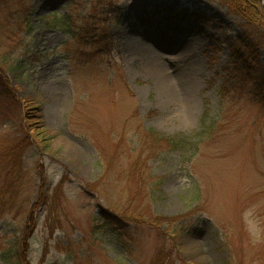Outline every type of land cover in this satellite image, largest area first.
Segmentation results:
<instances>
[{"label":"rangeland","instance_id":"374dc122","mask_svg":"<svg viewBox=\"0 0 264 264\" xmlns=\"http://www.w3.org/2000/svg\"><path fill=\"white\" fill-rule=\"evenodd\" d=\"M227 1L0 0V44L23 62L6 68L21 108L0 96V143L28 145L0 264H264V88L238 82L231 53L255 34L264 66V39ZM172 21L198 59L183 91L178 48L166 73L130 48L174 46ZM149 131L196 145L159 153Z\"/></svg>","mask_w":264,"mask_h":264},{"label":"trees","instance_id":"16d2710c","mask_svg":"<svg viewBox=\"0 0 264 264\" xmlns=\"http://www.w3.org/2000/svg\"><path fill=\"white\" fill-rule=\"evenodd\" d=\"M227 4L230 10L245 20V28L248 30H258L261 33L260 38L264 39V3L263 0H228ZM260 30V31H259ZM255 35V34H253ZM253 35L241 34L238 40L231 45V53L233 57L239 60L240 66L237 68L238 82L241 85H249L254 90H262L264 88V66L259 60V55L255 50L258 48L255 43V37ZM2 40L4 38H1ZM12 49V48H11ZM7 49L6 45L0 44V96L4 98V102L13 115H16L21 108L20 102L16 99L13 89L9 86L6 79V68L13 69L20 66L22 61L14 59V50ZM21 62V63H20ZM149 135L155 140V144L159 153L165 150H177L184 149L187 146H195L190 144L181 138H168L162 136L158 132L149 131ZM28 145H24L22 142L19 145L7 147L4 143H0V160L8 163L6 170H8L6 180L3 181L2 199L0 206L5 204L6 199L16 200L19 195V186H17V178L19 174V168L21 167V159L23 150ZM189 149V148H188ZM19 183V182H18ZM88 187H95L98 183H87ZM8 201V200H7ZM110 203V202H109ZM111 204V203H110ZM111 206H113L111 204ZM118 214L125 213L121 209H113ZM6 212V211H5ZM123 212V213H122ZM1 214V211H0ZM124 215V214H123ZM185 215L163 217L162 224H175L182 222ZM158 222V221H157ZM184 230V229H183ZM163 254H159L157 261L154 264H164Z\"/></svg>","mask_w":264,"mask_h":264},{"label":"bare ground","instance_id":"6f19581e","mask_svg":"<svg viewBox=\"0 0 264 264\" xmlns=\"http://www.w3.org/2000/svg\"><path fill=\"white\" fill-rule=\"evenodd\" d=\"M167 31L168 33H172L174 36V46L170 45L167 46L165 45V42L163 41L162 43V48H158L159 52H157L152 46L146 45L147 43H144L143 45L140 44V42L134 40L133 38L130 37V48L132 49L133 52H138L141 53L140 51H143L144 48V52H142V54H147V56L150 58L149 61V66H150V70L157 72L159 71L160 73H166L167 70L165 69V67L163 66V63L160 61V59L162 58V52H166L169 50H175L176 48H178V54L181 58L182 61L188 66H186V68H180V70H176L180 71L179 73L181 74V76L179 77L180 79V85H178V88L180 90H184V87L189 85V82H187V77H193L194 75V69L198 68V59L197 56L195 55V51L194 49H192V47L189 44H180L181 40L183 41V39H190L191 33L192 31H190V28L187 26H181L178 27V25L175 24V21H172L168 24L167 26ZM177 40H179L177 42ZM134 43L135 46L132 44ZM137 43L140 44V47L137 46ZM158 45L160 44L159 42H156ZM154 44V42H153ZM149 54V55H148ZM162 60V59H161ZM166 70V71H165ZM182 70V71H181ZM197 71V70H196ZM167 79L170 78V85H173L174 81L171 80V77L169 75V77L166 74ZM175 78H178V73L175 74ZM163 80V79H162ZM169 81V80H168ZM173 82V83H172ZM187 82V83H185ZM185 83V84H183ZM175 87V86H174ZM177 101H180L179 104L180 105H184L185 103H187L186 101H189L190 99H188L187 97H185V95H182L179 97V99H176Z\"/></svg>","mask_w":264,"mask_h":264}]
</instances>
